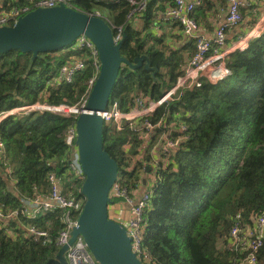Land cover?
<instances>
[{"label":"trees","instance_id":"16d2710c","mask_svg":"<svg viewBox=\"0 0 264 264\" xmlns=\"http://www.w3.org/2000/svg\"><path fill=\"white\" fill-rule=\"evenodd\" d=\"M34 1L2 0L0 10L29 6ZM70 2L71 7L90 14L100 12L109 23L123 26L127 37L122 55L133 61L138 54H145L159 67L156 80L152 72L132 71L125 65L108 108L118 102L122 111L128 110L139 91L159 99L183 74L190 58L185 54L193 51L191 56L196 50L193 37H186L189 41L174 51L163 38L142 34L155 24L157 11L172 5L173 0H146L138 15L142 30L130 24L128 15L134 5L127 0ZM197 8L193 18L203 7ZM238 34L242 33L237 32L235 38ZM84 52L70 45L43 52L33 62L31 52L12 49L0 53V114L38 102L79 107L94 76ZM75 58L84 59L85 67L67 83L58 71ZM226 64L230 75L217 83L203 79L200 86L179 88L153 116L164 114L169 120L185 121L189 138L180 143L174 161L161 168V180L145 209L142 247L149 258L140 255L144 264H234L237 254L224 245L231 241V230L237 222L250 224L255 215L264 213V31L250 38L244 48L229 53ZM74 121L75 115L50 112L14 114L1 121L0 208L5 216L20 211L25 200L47 193L51 172L61 179L64 193L83 197L84 178L68 168L71 148L65 135ZM103 143L119 164L118 181L134 184L146 169L144 161L137 158L136 134L127 126L120 131L111 119L104 122ZM119 202L113 198V203ZM63 216L62 209H55L32 219L21 213L0 218V264H46L54 258ZM28 226L46 231L48 240L30 235ZM257 264H264V244Z\"/></svg>","mask_w":264,"mask_h":264},{"label":"built area","instance_id":"2783aa9c","mask_svg":"<svg viewBox=\"0 0 264 264\" xmlns=\"http://www.w3.org/2000/svg\"><path fill=\"white\" fill-rule=\"evenodd\" d=\"M134 9L128 15L130 24L135 27L140 23L138 15L145 8L146 0L139 2L137 0H127ZM248 2L247 0H229L228 10L225 21L220 24L213 40L208 39L198 33L199 24L196 19L191 16L195 8L202 3V0H173V4L157 11V16L164 15L170 17L182 27V31L186 37L194 38L196 42V50L188 59L184 72L178 77L176 84L166 91L159 99H152L139 91L135 94L130 108L122 111L118 102H114L107 110L102 112L104 122L114 119L117 127L123 131L125 126L130 128L139 141V154L137 158L142 159L146 167H151V171L140 176L134 184H122L118 181L113 185L111 198H118L125 202L129 207V218L127 220V231L132 237L134 251L140 255L149 258V253L143 252V234L145 231V209L149 205L153 190L161 180V168L167 167L173 162V157L180 146V143L189 138L188 125L185 121L173 118L167 119L164 114L153 118L158 109L167 103L176 91L183 86H200L203 79L212 83H217L223 78L231 74L227 67L226 58L229 53L236 49L244 48L250 37H254L252 33L238 34L235 40L227 45V32L237 28L242 20V7ZM59 4L72 6L70 0H35L32 5L23 7H11L10 9L0 10V26L12 25L19 16L31 11L36 7H53ZM95 15L102 16L100 12ZM111 23V22H110ZM116 41L122 39L123 26L116 27L111 23ZM73 49L84 50L86 59H88L94 69V76L87 83L88 95L92 86L100 73L99 51L95 43L85 35H81L71 44ZM85 67V61L82 58H75L71 62L60 66L59 74L62 79L67 82H73L76 74ZM87 95V97H88ZM86 99L82 104L70 106L68 104L52 105L48 103L25 104L15 107L9 111L0 114L1 121L9 115L14 114H30L33 112H50L59 116H76L82 105L86 103ZM77 130L74 124L66 131L65 141L71 148V156L68 163L69 170L77 176L84 178V174L79 163V155L76 145ZM130 147L128 143L126 149ZM3 149V143L0 141V152ZM145 179V182H144ZM50 189L47 193L39 194L31 200H25L20 211H13L5 216L0 208V218H14L19 214L36 218L41 213H47L55 209H62L63 228L60 230L56 245L60 248L68 243L71 237V231L77 225L79 215L83 209L85 198L75 197L63 192L61 179L51 172L48 175ZM253 222L250 224H241L237 222L230 232L231 241L226 244L234 251V264H257L258 253L264 244V213L255 215ZM10 231V230H9ZM27 231L36 239H47V232L39 230L33 226H28ZM12 235L14 233L10 231ZM68 264H100L90 252L83 236L79 235L75 241L68 247L66 251Z\"/></svg>","mask_w":264,"mask_h":264},{"label":"water","instance_id":"95a60500","mask_svg":"<svg viewBox=\"0 0 264 264\" xmlns=\"http://www.w3.org/2000/svg\"><path fill=\"white\" fill-rule=\"evenodd\" d=\"M85 35L98 48L100 73L86 103L76 116V145L84 180L81 188L85 198L77 225L68 243L46 264H68L66 251L81 235L100 264H144L133 249L132 237L123 222L113 219L109 206L111 191L119 175V164L104 147V118L119 74L126 65L130 70L144 69L156 77L159 67L152 65L148 55L138 54L133 61L121 54L127 37L116 41L111 24L103 17L83 12L65 4L36 7L21 15L12 25L0 26V53L12 49L31 52V62L41 53L70 46ZM151 171V167H146ZM145 182V179H144Z\"/></svg>","mask_w":264,"mask_h":264},{"label":"crops","instance_id":"0c3cea01","mask_svg":"<svg viewBox=\"0 0 264 264\" xmlns=\"http://www.w3.org/2000/svg\"><path fill=\"white\" fill-rule=\"evenodd\" d=\"M1 4L2 0H0V7ZM228 4L229 0H209L208 3L202 0V3L197 7L202 6L203 8L198 11L197 15L195 12V18L200 26L198 33L213 40L217 27L225 21ZM242 13L244 15L242 23L236 29H232L227 33V45L232 43L237 32L242 34L252 33L257 36L264 31V0H248L242 7ZM173 21L164 15H160L157 16L155 24L149 26L147 30L143 29V22H140L136 27L140 30L143 29V35L153 33L158 38H163L172 50L178 51L189 41V38H186L179 23ZM192 52L188 51L185 54L186 59L191 57ZM128 210V205L123 201L112 203L109 206L110 216L124 224L130 216Z\"/></svg>","mask_w":264,"mask_h":264},{"label":"rangeland","instance_id":"374dc122","mask_svg":"<svg viewBox=\"0 0 264 264\" xmlns=\"http://www.w3.org/2000/svg\"><path fill=\"white\" fill-rule=\"evenodd\" d=\"M243 19H244V15H243ZM142 27V26H141ZM125 226L127 225V223L124 224ZM224 245H226V242L224 243ZM225 248L227 249L228 247L225 246Z\"/></svg>","mask_w":264,"mask_h":264}]
</instances>
